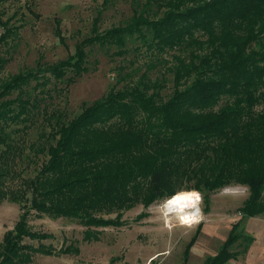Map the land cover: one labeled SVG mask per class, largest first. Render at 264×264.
Here are the masks:
<instances>
[{
  "label": "trees",
  "instance_id": "trees-1",
  "mask_svg": "<svg viewBox=\"0 0 264 264\" xmlns=\"http://www.w3.org/2000/svg\"><path fill=\"white\" fill-rule=\"evenodd\" d=\"M128 1L131 15L123 22L100 30L97 15L90 34L66 58L38 61L0 84V185L13 177L16 158L32 160L20 135L12 133L41 124L27 146L37 158L34 175L22 177L15 189L0 186V199L20 205L17 221L0 241V264H29L37 253L79 252L72 242L58 249L44 243L53 235L33 229L30 214L115 226L121 210L136 203L148 207L181 190H198L208 208L210 194L232 183L249 190L238 208L241 219L203 264L236 259L239 252L231 246L242 238L245 251L253 241L241 220L264 213V0ZM8 23L0 13V41L14 33ZM55 34L65 44L58 19ZM130 40L156 58L178 51L174 62L162 59L172 74L170 92L162 93L165 75L151 79L143 71L137 80L82 103L73 116L49 106L47 86L66 81L54 86L62 92L89 72L95 46L109 56L125 55ZM113 211L114 218L101 215Z\"/></svg>",
  "mask_w": 264,
  "mask_h": 264
},
{
  "label": "rangeland",
  "instance_id": "rangeland-1",
  "mask_svg": "<svg viewBox=\"0 0 264 264\" xmlns=\"http://www.w3.org/2000/svg\"><path fill=\"white\" fill-rule=\"evenodd\" d=\"M0 13L3 20L9 19L8 25L14 29L13 35L8 36L6 41H0V57L3 58L1 84L12 74L34 68L38 61L56 62L66 58L74 51L75 43L90 34L97 15L102 30L123 22L131 15V7L128 0H109L108 3L104 0H4L0 3ZM57 19L65 44L55 34ZM3 32L4 26L0 24V35ZM127 48L125 55L109 56L95 46L89 53L91 70L62 92L56 91L54 86L64 87L66 81L50 83L47 87L53 96L47 97L46 102L49 106L64 107L70 117L80 111L82 103L92 102L111 87L120 88L128 81L137 80L143 71H147L151 79L165 75L162 93L170 92L172 74L166 70L169 64L162 59L172 63L173 55L178 51L170 50L156 58L157 54L134 40L128 42ZM151 63L155 64L154 67H149ZM124 76L127 77L120 80ZM22 126L23 123L11 124L8 129ZM40 130L39 121L23 129L22 135L18 131L12 133L15 138L20 135L18 142L26 145L24 153L30 154L32 160L16 158L11 172L13 177L6 178L0 185L2 188L15 189L22 177L34 175L37 158L27 146L37 138ZM199 193L202 195L200 207L203 216L199 228L198 224L189 227L175 220L170 226H165L155 213V206L164 199L154 201L148 207L136 203L121 210L120 224L115 226L88 227L74 218L30 214L28 223L33 229L53 235L44 243H51L58 249L62 244L72 242L79 252L58 255L37 253L29 264H203L205 258L219 250L232 223L241 219L238 208L248 197L249 190L244 184L226 185L210 194L208 208H205L203 194ZM19 214L18 202L8 197L0 199V241L4 232L14 226ZM116 214V211L101 213L104 218H114ZM241 224L244 233L251 235L253 241L243 251L246 241L239 238L231 246V250L239 252L238 256L225 264H264V213L244 218ZM193 237L195 239L191 243ZM25 241L37 244L35 240Z\"/></svg>",
  "mask_w": 264,
  "mask_h": 264
},
{
  "label": "clouds",
  "instance_id": "clouds-1",
  "mask_svg": "<svg viewBox=\"0 0 264 264\" xmlns=\"http://www.w3.org/2000/svg\"><path fill=\"white\" fill-rule=\"evenodd\" d=\"M202 195L195 189L177 192L164 199L155 206L157 218L162 219L165 226H170L172 221H179L189 227L199 224L202 220Z\"/></svg>",
  "mask_w": 264,
  "mask_h": 264
},
{
  "label": "bare ground",
  "instance_id": "bare-ground-1",
  "mask_svg": "<svg viewBox=\"0 0 264 264\" xmlns=\"http://www.w3.org/2000/svg\"><path fill=\"white\" fill-rule=\"evenodd\" d=\"M182 191H191V190H181V191H178V192H182Z\"/></svg>",
  "mask_w": 264,
  "mask_h": 264
},
{
  "label": "crops",
  "instance_id": "crops-1",
  "mask_svg": "<svg viewBox=\"0 0 264 264\" xmlns=\"http://www.w3.org/2000/svg\"><path fill=\"white\" fill-rule=\"evenodd\" d=\"M156 254V253H155Z\"/></svg>",
  "mask_w": 264,
  "mask_h": 264
}]
</instances>
